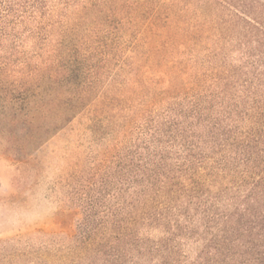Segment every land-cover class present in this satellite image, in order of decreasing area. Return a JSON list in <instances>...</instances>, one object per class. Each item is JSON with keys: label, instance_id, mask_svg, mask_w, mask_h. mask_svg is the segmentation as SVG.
Listing matches in <instances>:
<instances>
[{"label": "rangeland", "instance_id": "obj_1", "mask_svg": "<svg viewBox=\"0 0 264 264\" xmlns=\"http://www.w3.org/2000/svg\"><path fill=\"white\" fill-rule=\"evenodd\" d=\"M82 3L50 0L36 17L19 7L23 20L0 25V74L9 80L0 83V109L20 119L16 127L0 114V264H199L209 236L202 178L223 162L212 135L239 113L245 74H264V61L239 37L216 56L206 44L164 49L116 18L101 17L95 30ZM257 3L264 22V0ZM77 47L98 79L61 122L64 96L80 91L46 80L37 87L30 66L42 71L46 58ZM219 66L238 74L214 82Z\"/></svg>", "mask_w": 264, "mask_h": 264}, {"label": "trees", "instance_id": "obj_2", "mask_svg": "<svg viewBox=\"0 0 264 264\" xmlns=\"http://www.w3.org/2000/svg\"><path fill=\"white\" fill-rule=\"evenodd\" d=\"M49 1L6 0L7 13L1 16L0 25L8 18L23 20L26 15H18L19 7H33V17H36L46 9ZM257 2L83 0L80 13L84 14L83 20L86 22L92 17L88 23L95 30L101 23L98 21L101 17L105 24L116 18L120 23L130 26L131 30H142L164 49L186 50L206 44V51L215 47L216 56H220L226 50L228 39L239 37L242 46L247 44L252 58L264 61V22L257 16L261 8ZM205 8L213 10L206 14ZM72 29L73 32L77 31L76 25ZM101 36L95 35L93 43L87 40L86 43L80 42L82 49L88 51L91 45H98L99 41L97 43L96 40ZM60 43L64 44L62 41ZM42 56L38 55V58ZM49 58L41 63L42 71L41 68L30 66L36 70V75L31 72V79L40 88V83L46 80L48 84L59 86L69 94L77 95L80 91L76 100L64 96V113L57 121L68 122L85 105L86 97L95 88L98 76L94 68H88V71L85 67L88 57L80 54L78 47L71 51H59L54 59ZM30 63L32 60H26L23 68H29ZM214 72V82L221 79L224 82L225 78L238 74L236 71L220 72V66ZM245 76L244 90L240 91L244 97L243 106L237 107L239 113L221 128L224 131H214L212 135L214 155L222 156L223 162L209 165L202 178L203 187L209 188L210 198L205 200L201 209L204 213L203 225L208 229L206 234L209 236L202 239L207 244L199 264H264V74L259 73L254 78L248 73ZM210 77L205 74L200 78L207 82ZM8 81L6 76L0 74V83ZM238 95L235 99H239ZM34 97L41 96L35 92ZM7 108L0 109L2 120L18 127L20 119L17 110L9 111ZM34 120H39V117H34Z\"/></svg>", "mask_w": 264, "mask_h": 264}]
</instances>
